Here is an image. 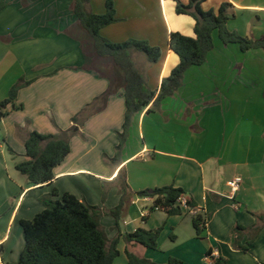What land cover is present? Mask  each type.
<instances>
[{"label": "crops", "instance_id": "crops-1", "mask_svg": "<svg viewBox=\"0 0 264 264\" xmlns=\"http://www.w3.org/2000/svg\"><path fill=\"white\" fill-rule=\"evenodd\" d=\"M106 1L87 0V9L102 14ZM113 1L117 20L100 34L115 43L146 40L162 49L156 63L139 51L131 52L149 88L158 93L163 78L179 64L169 48L170 34L193 37L196 22L190 15L178 14L174 0ZM0 3H5L0 11V101L13 86L29 82L19 90L14 105L7 107L0 130V264L5 259L18 261L25 245L20 221L31 220L44 210L41 197L57 189L55 198L68 192L90 205L112 210L121 204L120 173L125 174L130 191L116 216L103 214L99 220L109 240L118 238L116 259L129 264L128 253H132L167 264L170 256L153 253L158 247L150 249L125 239L139 228L163 226L190 256L196 252L197 259L178 256L183 264H214L213 256L225 257L227 264L264 263V227L249 253L235 250L230 235L237 223L251 227L262 222L258 217H264L263 194L254 193L257 182L264 189L259 181L264 179L262 50L243 52L238 44H224L214 31V48L207 61L185 72L183 85L174 96L163 99L153 112H147L151 103L135 116L122 155L116 159V132L123 130L126 112L122 75L110 59L94 58L90 68L86 66L83 42L88 37L72 12V0ZM224 3H230L236 15L228 21L229 30L254 40L264 37V0H206L201 6L205 11H218ZM248 58L261 63L247 64ZM111 84L115 91L104 109L82 125L74 124L73 117ZM74 125L77 133L71 136V151L55 167L52 182L33 185L15 169L17 162L25 160L24 142L29 133L57 135ZM184 136L196 139L195 145L186 143L191 147L187 152ZM8 146L16 157L9 155ZM237 177L242 182L233 192L230 182ZM171 184L182 188V198L195 207L169 216L152 210L154 198L136 195ZM199 212L206 217L203 241L209 243L211 258L203 256L205 248L192 223ZM246 240L244 236L242 243Z\"/></svg>", "mask_w": 264, "mask_h": 264}, {"label": "trees", "instance_id": "trees-1", "mask_svg": "<svg viewBox=\"0 0 264 264\" xmlns=\"http://www.w3.org/2000/svg\"><path fill=\"white\" fill-rule=\"evenodd\" d=\"M176 2L178 14L190 15L195 20L194 36L180 32L170 34L169 48L178 56L179 64L170 75L163 78L159 92L149 88L145 75L136 67L131 52L143 53L151 63L158 62L162 57V49L146 40L129 39L124 42H111L101 36L100 31L116 22V9L113 0L106 1V11L96 14L87 9V0H72V12L77 18L79 27L86 33L88 41L83 42L86 66L90 68L97 59H110L113 66L121 73L125 91L126 112L123 130L116 132L119 143L115 147V158L119 159L129 138L134 118L145 107H151L147 112H153L163 99L174 96L183 85L185 72L192 66L203 65L208 54L214 48L213 32L218 31L224 44H238L243 52L260 49L264 52V37L251 39L235 31L229 30V20L235 18L231 11L232 5L224 3L218 9L205 11L202 3L206 0H189ZM5 3H0V11ZM29 82H22L12 87L9 96L0 101V130L2 121L7 115V107L14 105L19 90ZM114 84L87 105L78 116L73 117L74 124L82 125L92 114L101 111L107 100L114 93ZM76 126L59 134H42L37 131L29 133L24 145L25 160L15 164V169L26 176L33 185H44L55 178L54 169L60 165L71 151V136L75 135ZM9 153L16 157L15 151L8 146ZM121 204L112 210H103L98 206L88 204L72 193H64L61 198L57 189L49 195L41 197L44 210L31 219H22L20 224L24 231L25 245L17 262L4 264H114L119 255L118 238L109 240L101 227L100 217L103 214L116 216L122 207V202L130 189L125 174L120 173ZM185 191L175 185L145 189L136 193L139 197L154 198L152 210L164 211L169 216L181 215L185 207L181 198ZM107 196L105 187L103 199ZM187 207H195L192 201L186 202ZM262 222L245 227L237 223L230 231L233 238V248L247 253L264 227V217H258ZM196 236L201 238L206 226L203 213L192 217ZM163 226L152 230L137 229L134 233L125 235L128 242H135L150 249H156L158 238ZM244 236L247 237L242 243ZM2 252V247H0ZM208 256H212L209 250ZM129 264H159L151 260L128 253ZM214 264H227L222 257H212ZM167 264H182V261L171 258ZM264 264V263H260Z\"/></svg>", "mask_w": 264, "mask_h": 264}, {"label": "rangeland", "instance_id": "rangeland-1", "mask_svg": "<svg viewBox=\"0 0 264 264\" xmlns=\"http://www.w3.org/2000/svg\"><path fill=\"white\" fill-rule=\"evenodd\" d=\"M237 47H238V45H236ZM231 58H234L235 57V55H234V53H232L231 54V56H230ZM246 63L247 64H257V63H261L260 62V60L259 59H251V60H249V58H248V60L246 61ZM232 128L233 127H231V130L230 131H232ZM190 141V143H193V145H195L196 144V139H192V138H189V137H186V136H184V143H185V145H184V147H185V149H184V152L186 151L187 152V150H189L191 147H188L187 145H186V143H188ZM9 153V152H8ZM225 155H228V154H230V152H225L224 153ZM234 155H236V156H238V152H235V153H233ZM9 155H10V153H9ZM207 174H208V171H207ZM262 174H264V171H263V173ZM261 174V176H263L264 177V175H262ZM259 181H261L263 184H264V179L263 180H259ZM259 183L260 182H257V191L256 192H254L255 194L257 193V195H258V197H261V195L263 194V197H261V198H263L262 200H264V189H262L261 188V186H259ZM251 192V190L249 189V193ZM103 196H104V194H103ZM106 199V198H105ZM104 200V199H103ZM189 217H191L190 215H189ZM171 236H172V232L170 233L169 231H162L161 232V234H160V236H159V238H158V245H157V247H158V249L157 250H153V253H156L159 257H161L162 255H167V256H170L171 258H174V259H178V260H180V261H182V259H180V258H178V256H183V258L185 257V258H191V259H195L196 258V256H197V254H196V252H194V254L193 255H189V253H188V250H187V248H181V247H179V244H180V241L179 242H174V240H172V238H171ZM206 238V233L205 232H203L202 233V237L200 238V242L202 243V245L204 246V252H203V256H205V254H208V252H209V243H208V241L207 240H205V241H203L204 239ZM20 250V248L18 247V248H15V251H16V253H17V250ZM173 250H175V251H173ZM200 250H203V247L201 246L200 247ZM238 251V250H237ZM250 251V250H249ZM20 252V251H19ZM239 252H241V251H239ZM249 253V252H248ZM155 254V255H156ZM169 257V258H170ZM4 258H5V256H4ZM170 258V259H171ZM182 258V257H181ZM189 258V259H190ZM225 258V257H224ZM197 259V258H196ZM226 259V258H225ZM6 260H10V259H5V262H7ZM156 260V259H155ZM159 260V259H158ZM168 260V259H167ZM152 261V260H151ZM0 262H1V259H0ZM154 262V261H153ZM183 262V261H182ZM261 263H263V262H261ZM114 264H128V263H125L124 262V259H116L115 258V260H114ZM183 264V263H182ZM260 264V263H259Z\"/></svg>", "mask_w": 264, "mask_h": 264}, {"label": "built area", "instance_id": "built-area-1", "mask_svg": "<svg viewBox=\"0 0 264 264\" xmlns=\"http://www.w3.org/2000/svg\"><path fill=\"white\" fill-rule=\"evenodd\" d=\"M241 182H242V180H241L240 177H237V178H235L233 181L230 182V187H231V189H232L233 192H235V191L238 189L239 184H240ZM181 203H182V205H183L184 207H187V205H186V201H185L183 198H181Z\"/></svg>", "mask_w": 264, "mask_h": 264}]
</instances>
